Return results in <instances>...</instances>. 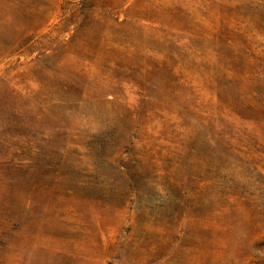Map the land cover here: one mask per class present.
<instances>
[{
	"label": "rangeland",
	"instance_id": "rangeland-1",
	"mask_svg": "<svg viewBox=\"0 0 264 264\" xmlns=\"http://www.w3.org/2000/svg\"><path fill=\"white\" fill-rule=\"evenodd\" d=\"M0 264H264V0H0Z\"/></svg>",
	"mask_w": 264,
	"mask_h": 264
},
{
	"label": "trees",
	"instance_id": "trees-1",
	"mask_svg": "<svg viewBox=\"0 0 264 264\" xmlns=\"http://www.w3.org/2000/svg\"><path fill=\"white\" fill-rule=\"evenodd\" d=\"M40 29H41V28H37V29H34V28H33V30L30 32V35L32 36V35H34V34H37V33L39 32Z\"/></svg>",
	"mask_w": 264,
	"mask_h": 264
}]
</instances>
